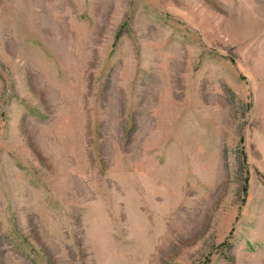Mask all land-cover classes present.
<instances>
[{
    "label": "rangeland",
    "instance_id": "rangeland-1",
    "mask_svg": "<svg viewBox=\"0 0 264 264\" xmlns=\"http://www.w3.org/2000/svg\"><path fill=\"white\" fill-rule=\"evenodd\" d=\"M0 264H264V0H0Z\"/></svg>",
    "mask_w": 264,
    "mask_h": 264
}]
</instances>
